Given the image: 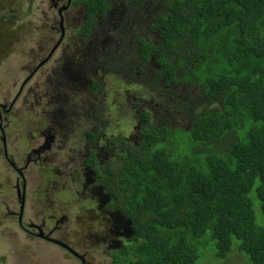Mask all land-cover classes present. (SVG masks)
<instances>
[{"label":"trees","instance_id":"trees-1","mask_svg":"<svg viewBox=\"0 0 264 264\" xmlns=\"http://www.w3.org/2000/svg\"><path fill=\"white\" fill-rule=\"evenodd\" d=\"M81 2L89 14L108 7ZM151 10L155 36L133 42L143 65H153L144 81L178 120L154 125L155 112L143 108L142 139L109 158L98 179L109 201L88 210L85 224L125 229L110 264H196L208 231L219 262L237 247L264 264L254 210L264 217V0H155ZM174 86L193 93L177 95Z\"/></svg>","mask_w":264,"mask_h":264},{"label":"flooded vegetation","instance_id":"flooded-vegetation-1","mask_svg":"<svg viewBox=\"0 0 264 264\" xmlns=\"http://www.w3.org/2000/svg\"><path fill=\"white\" fill-rule=\"evenodd\" d=\"M105 1L108 7L104 11L96 10L89 14L81 0H27V12L18 18V24L28 22L30 26V55H20L19 61H23L20 74L0 86V98L12 95L0 104V152L10 171L14 172L11 179L15 175L13 190L16 196V207L5 204V213L17 218V224L29 239L37 237L57 245L80 264H102L94 261L92 251L100 249L101 245L110 259L108 251L117 248L126 238L122 227L110 231L114 236L107 238L110 233L107 225L93 230L85 224L92 221L86 213L90 205L86 204L96 203L99 207L109 201L105 186L98 184L101 174L98 169L105 173L109 158L116 153L110 145L116 144L124 150V142L138 144L141 141L139 117L143 108L155 112V115L159 112L160 115H156L159 123L161 119L174 122L171 111L164 115V101L160 100H164V96L150 92L147 88L153 87L148 82H145L147 88L142 86L145 65L133 41L137 34H149L151 37L156 34L155 31L150 32L152 11L142 5L147 0ZM45 37L56 39L49 42L44 40ZM39 47H42V53L47 54L42 55ZM39 56V60L33 63ZM48 64L44 93L37 97L31 92L32 84L37 73L42 68L43 72ZM13 80L17 83L13 84ZM115 83L134 89L127 91L122 98L121 93L110 90V85ZM148 94H152L151 97ZM20 98H23L27 116L14 121L9 114ZM127 114L133 115L131 128H124ZM27 122L32 123L33 130L27 143L15 154L9 153L15 143H22L24 132L21 124ZM125 130L130 133L126 134ZM89 133H98L99 136L91 141ZM118 138L120 140L112 142ZM92 151L96 154L95 159L90 155ZM37 164L49 167L42 169L43 175L37 177L38 190L33 195L36 220H32L27 218L30 196L25 174L31 165ZM44 178L47 184L42 182ZM3 184L11 188L7 186L10 185L8 179L5 178ZM49 184L56 188L58 200L64 207L82 206V213L77 217L85 229L88 246L76 247L78 244L74 239L78 235L74 233L77 230H70L72 225L66 223V213L58 217L57 209L52 208L50 198L54 197V192L43 194L41 190ZM2 186L0 184V188ZM85 213L84 219L82 214ZM112 241L114 243H110Z\"/></svg>","mask_w":264,"mask_h":264},{"label":"rangeland","instance_id":"rangeland-1","mask_svg":"<svg viewBox=\"0 0 264 264\" xmlns=\"http://www.w3.org/2000/svg\"><path fill=\"white\" fill-rule=\"evenodd\" d=\"M26 1L27 0H0V86L6 83L7 81H9V79L20 74V70H19L20 65L23 64V61H19L20 55H23L24 57H28L30 55V48L28 41V40L31 41L30 26L28 22L22 23L20 25L21 27L18 24V18L25 15V13L27 12V8L31 3L29 1L27 7L25 6ZM146 3L147 5L145 7H147L149 11H152L151 14L154 13V11L151 10V7H154L155 0H147ZM55 39H56L55 37H50V38L45 37L44 40H48L49 42H52ZM33 42L34 41L32 39L31 48H33ZM39 51L42 55L47 54V52L42 53V47L41 48L39 47ZM39 58L40 56L37 57L33 63L39 60ZM49 67L50 64L46 66L43 72H42L43 69L42 68L37 73V78L35 80V83L32 84L33 89L31 90V92L35 94L37 97H41L40 95L44 93V79H46V76L44 75ZM152 71H153L152 65L150 67L143 68L142 78H145L144 76L146 75V73L152 78L153 77V75L151 74ZM12 82L13 84L17 83L15 80H13ZM142 86L146 87L144 80L142 81ZM127 87L128 89L125 88V84L115 83L110 85V90L112 92L116 91L118 93H121L123 98L127 93V91L130 92L133 91L134 89V87H129V86ZM147 89L150 92L154 93L155 96L158 95V92L157 93L155 92L156 89L155 91L152 88H147ZM37 90L39 92H37ZM176 90H178L177 95H187L190 92L193 93V90L187 88L186 86H174V91L176 92ZM112 92L110 93V95H113ZM164 93L167 94L166 92ZM196 94L199 95L198 90ZM148 95L151 97L152 94H148ZM11 97L12 95L8 96L6 99L0 98V104H4L6 100L10 99ZM127 100L128 99H126L125 101ZM160 100L165 101L163 99ZM162 104H164V102ZM172 106H175V104L173 103ZM50 109L53 110V108ZM156 115L159 116L160 113L158 112ZM9 116H11L12 120L14 121H16V119H23L25 116H27L23 98H20L17 101L16 105L14 106ZM126 118H127V123L124 124V128H131L129 126L133 123L134 120L133 115L127 114ZM153 119H155L153 120L154 124H159V120L157 119V117H153ZM177 120L178 118H175L174 122H177ZM21 125H22L21 129L24 132L22 143L19 142V145L18 143H15L13 146L14 149L9 151V153L11 154L12 153L15 154V152L18 151L19 148L24 147L25 143H27L29 135L33 132L31 122H27L26 124L22 123ZM125 132L126 134L130 133L129 130H125ZM33 142L34 140L30 143ZM225 145L226 142L224 143V146ZM110 147L113 150V152L122 150L116 144H111ZM48 167L38 164L31 165L28 169L29 171L28 174L27 173L25 174L26 181L28 182V193L30 196V200H29L30 203L28 204L27 207L28 219L31 218L32 220H36L34 216V212L36 209V206H34V204L36 203L34 201L33 195H35L38 190L39 178L37 177L39 175H43V172L40 171H42V169H48ZM100 168H102V166ZM98 170H101V174H104L103 169H98ZM0 173H2L0 174V184L3 185L0 188V261L1 260L4 261L5 264H73V263L78 264L79 260L75 259L74 257L73 258L69 257L70 254L67 253L65 250L61 249L60 247H58L57 245L48 244L37 237H30L29 239L27 233L17 224V218L9 217L8 215H6L5 204H7L12 208L16 207V196L13 190L15 175H13V178L11 179V174H14V172L10 171V167L6 163L3 154L1 152H0ZM45 175L47 176L48 174L45 173ZM5 178L10 181V185L7 186H11V188L6 187L3 184ZM42 182L47 184L46 178H44ZM7 188H9L10 190H8ZM41 190L43 194H50L51 192H54L53 195L54 197L50 198V201H52V208L57 209L58 217L66 213L67 216L65 221L66 223H70L72 225L70 230H77L74 233L75 235H78V237L74 239L76 244H78L76 245V247H80L81 245L88 246L89 243H87L85 240V229L83 228L81 222L79 221V218L77 217L80 213H82V211H80L82 209V206L74 205L72 206V208L64 207L62 204H60L58 200L56 188H53L51 184H49V186H43ZM47 203L49 204V201ZM87 205H90L89 208L90 210L98 209V205H96V203L86 204V206ZM58 208H61V210H58ZM254 210L257 217L256 222L264 226V217H261V214L258 211L257 204L254 205ZM86 213L82 215L85 216ZM48 214H51V212H49ZM23 223L26 224V221L23 220ZM83 241H85L87 244ZM197 243L199 245L198 249L201 253V258L196 264H251L246 254L244 253L239 254V251L236 250L237 247L234 248V250L229 254L228 260H225V262H222L220 260L219 262L215 256V252H216L215 240L212 239L211 233L209 231L206 232L202 240L198 239ZM238 244L239 242L235 241V246H238ZM208 251L209 253L206 254ZM92 255L95 257L94 261L96 263H102V264L111 263L110 259L106 255L105 248L101 247V245H100V249H96L92 251Z\"/></svg>","mask_w":264,"mask_h":264},{"label":"water","instance_id":"water-1","mask_svg":"<svg viewBox=\"0 0 264 264\" xmlns=\"http://www.w3.org/2000/svg\"><path fill=\"white\" fill-rule=\"evenodd\" d=\"M22 209H23V201H22V204H21V206H20V210L22 211ZM115 228H117V226H115Z\"/></svg>","mask_w":264,"mask_h":264}]
</instances>
